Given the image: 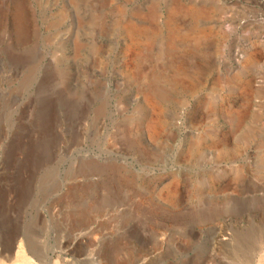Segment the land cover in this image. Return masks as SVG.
Returning <instances> with one entry per match:
<instances>
[{"label": "rangeland", "instance_id": "rangeland-1", "mask_svg": "<svg viewBox=\"0 0 264 264\" xmlns=\"http://www.w3.org/2000/svg\"><path fill=\"white\" fill-rule=\"evenodd\" d=\"M151 2L160 31L168 0H0V247L13 242L4 264L26 243L47 264H264V0H181L206 9L197 23L216 31L218 55L195 89L178 90L164 78L170 45L155 41L146 82L155 70L166 96L148 103L123 77L139 50L121 57L119 39L78 20ZM59 9L55 31L47 23ZM73 37L88 49L74 53ZM250 50L256 61L243 68ZM199 139L210 148L192 147Z\"/></svg>", "mask_w": 264, "mask_h": 264}, {"label": "bare ground", "instance_id": "bare-ground-1", "mask_svg": "<svg viewBox=\"0 0 264 264\" xmlns=\"http://www.w3.org/2000/svg\"><path fill=\"white\" fill-rule=\"evenodd\" d=\"M67 1L71 4L70 7L73 8H76L78 4H80L78 3V0H67ZM83 4L85 3L83 2ZM166 8L167 11L166 14L164 15L165 19L163 23L160 24L159 28L157 27L161 32L158 31L154 26V21L157 17L156 16L157 8L155 2L154 3L151 2L150 6L149 7L147 6V9L141 10L138 8L128 13L125 11L126 8H124L122 5H116L112 7L109 6L108 12L106 13H100L99 15H96L97 13L96 14L94 13L95 15L91 16L89 19L78 20V22L81 23V25L84 28L87 27L88 25L89 29L95 31L99 35L98 37H107L108 35H111L112 36L111 40H113V37L115 38L114 39L115 41L119 39L120 43L122 44V48L119 53L121 54V57L128 56L129 54L131 55V53H133L134 50L136 49L139 50L138 53L136 52L135 62L133 63L134 65H132L133 67L131 68V70L125 69L126 71H123L124 72L123 77L125 78V82L128 84V86L133 88L139 94V96L143 95V100L148 103H150V100H153L152 96H155L157 99H161V100L164 99L166 96L164 90L162 88H158L154 84V81L158 80L161 77L156 73L155 70H152V77H151L152 80L149 83V85L146 82V75H147L146 64L149 61V58L151 57V52L149 51L148 48L153 43H155V41L162 40L164 44L163 46H165V48L169 47L170 45V47L165 51H163V53L161 54V57L164 58L163 64L165 65V67L170 68L168 69V71L169 70L172 71L171 75H167L166 77H164L165 80L167 82H170V84H172L174 88H178L179 90L182 87H184L187 91H191L195 89V87H197V85L200 82V77L208 69L209 63L215 61L216 56L218 55L217 44L221 41V39L218 37L217 38L218 43H216L215 40L216 38H215L214 39L215 43L212 42L210 44L208 42V38L210 34L214 33L215 35L216 31L213 32V29L209 30L210 28L204 27L197 23L198 20H200L203 16H205L204 14L206 9L202 5H197L192 3L183 4L181 0H168V4ZM133 15L138 16L140 18V22H143V25L134 24L130 19V16ZM65 16L66 13L64 9H59L50 18L49 23H47L48 26L56 31L59 28V26L62 25L61 23L63 20H65L64 19L66 18ZM183 18H187L189 24L187 26L179 28V25L182 24ZM181 38L183 41H186L184 45L186 46V51H184L182 55L177 56L175 52L172 51V49L181 43L179 41V39ZM133 40L135 42H133ZM113 43H110V45ZM83 46L84 47L86 46L85 42L82 43L81 40H79V38L77 39L76 37H73L72 50L74 53H78ZM88 46L90 52L93 55L97 54L101 49V45L99 46V44H91ZM196 53L199 54L198 56L202 60L197 67L195 66V68L194 67L191 68L189 65L190 63H187L186 60H188V55L196 54ZM255 61H256V51L250 50L242 56L240 65L243 68H246V64L248 63L251 64L254 63ZM251 86H252V79L245 77L242 82V88L249 89ZM240 120H241L240 116L238 115L236 119L237 124L238 122H240ZM145 121H146V125L148 126L149 134L150 135L157 134L158 133L156 129L157 127L156 124L152 121V118L147 117ZM164 125H165L164 129L166 130L168 128V123H165ZM202 141L203 139H199L196 143L192 145V147L196 148L197 151H199V149L208 150V148H210L211 146V143H203ZM73 229L77 232L76 235L78 236L82 235L83 229L80 226L77 227L75 226ZM83 236L84 235H82V237ZM24 246H25L24 249L21 246V248L18 247L15 250L14 257H16L17 259V263L15 264H47V263H40V261H36L38 259H36V256L34 255V251L31 249V247L27 243ZM12 247H13V242H10L8 244L4 243L3 245H1L0 264H4L1 257L4 256L6 253L10 252L12 250ZM77 256H79V254Z\"/></svg>", "mask_w": 264, "mask_h": 264}]
</instances>
